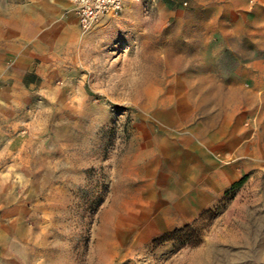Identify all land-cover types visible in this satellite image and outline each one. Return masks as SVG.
Instances as JSON below:
<instances>
[{
	"label": "rangeland",
	"instance_id": "1",
	"mask_svg": "<svg viewBox=\"0 0 264 264\" xmlns=\"http://www.w3.org/2000/svg\"><path fill=\"white\" fill-rule=\"evenodd\" d=\"M0 0V264H264V0Z\"/></svg>",
	"mask_w": 264,
	"mask_h": 264
},
{
	"label": "built area",
	"instance_id": "2",
	"mask_svg": "<svg viewBox=\"0 0 264 264\" xmlns=\"http://www.w3.org/2000/svg\"><path fill=\"white\" fill-rule=\"evenodd\" d=\"M71 13L83 29H88L100 18L118 15L122 10L123 0H68Z\"/></svg>",
	"mask_w": 264,
	"mask_h": 264
},
{
	"label": "crops",
	"instance_id": "3",
	"mask_svg": "<svg viewBox=\"0 0 264 264\" xmlns=\"http://www.w3.org/2000/svg\"><path fill=\"white\" fill-rule=\"evenodd\" d=\"M53 1L54 0H48V9H53V10H55V8L56 7H53ZM64 1V5L66 6V8H67V5H69V9L71 8V5H70V3H69V1L68 0H63ZM74 18H75V16H74ZM109 17H105V18H102L101 19V21H105V20H107ZM76 19V18H75ZM77 20V19H76Z\"/></svg>",
	"mask_w": 264,
	"mask_h": 264
},
{
	"label": "bare ground",
	"instance_id": "4",
	"mask_svg": "<svg viewBox=\"0 0 264 264\" xmlns=\"http://www.w3.org/2000/svg\"><path fill=\"white\" fill-rule=\"evenodd\" d=\"M106 17H110V16H106ZM102 18H105V17H102ZM102 18H100V19H102ZM91 27H93V25ZM91 27H90V29H91Z\"/></svg>",
	"mask_w": 264,
	"mask_h": 264
}]
</instances>
